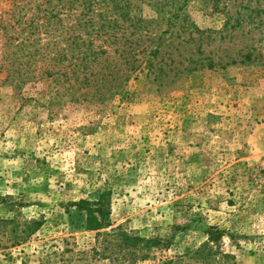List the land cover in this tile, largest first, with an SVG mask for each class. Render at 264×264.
Returning a JSON list of instances; mask_svg holds the SVG:
<instances>
[{
	"label": "rangeland",
	"instance_id": "1",
	"mask_svg": "<svg viewBox=\"0 0 264 264\" xmlns=\"http://www.w3.org/2000/svg\"><path fill=\"white\" fill-rule=\"evenodd\" d=\"M67 3L0 0V264H160L210 230L231 264H264V0L120 2L143 66L75 95ZM100 198L101 233L168 245L134 261L89 231L76 204Z\"/></svg>",
	"mask_w": 264,
	"mask_h": 264
},
{
	"label": "trees",
	"instance_id": "2",
	"mask_svg": "<svg viewBox=\"0 0 264 264\" xmlns=\"http://www.w3.org/2000/svg\"><path fill=\"white\" fill-rule=\"evenodd\" d=\"M131 1L68 0L67 7L69 11L67 17L69 27L64 58L68 62L67 68L69 70L61 76L65 77V81L69 84V90H75L74 95L80 90L89 91L94 89V92H97L99 87L104 86L102 83L107 82L108 84L115 81L116 79L112 77L111 65L113 67L116 65L124 66L128 71L142 68L143 65L141 64L143 62L139 64L140 59L137 57L138 52L136 50L138 41L143 38L128 31L129 26L125 25V22L129 19L125 18L128 15L125 10L129 7H122L120 3L130 4ZM77 4L79 5L77 6ZM117 9L122 11L118 16L114 13ZM133 28L138 31L137 26ZM142 28L143 25H140L139 30H142ZM160 40L151 39V42H157L158 46L157 49H152L150 52L155 57L161 53ZM98 42L115 49H112V51L104 49L98 45ZM144 52L145 50L142 49L138 54ZM245 56L251 58L252 54L247 53ZM151 65L153 66V62L149 56L146 66ZM48 75L53 76L54 73ZM110 77L111 81L109 80ZM76 206L86 213L87 229L89 231L97 232L99 236L112 234L118 241V248L127 252L134 261L150 259L154 249L163 248L169 243L162 242L159 238H144L120 229H112L110 234L101 233V231L111 226L110 213L103 203V198H100L97 202L81 201ZM39 226V222L27 224L21 232H19V229L13 228L12 235L17 239V242H24L38 230ZM221 236L222 232L219 230L215 232L210 230V238L207 243L187 253L166 259L160 264H231L230 260L232 261L233 257L223 254L211 245L217 244Z\"/></svg>",
	"mask_w": 264,
	"mask_h": 264
}]
</instances>
